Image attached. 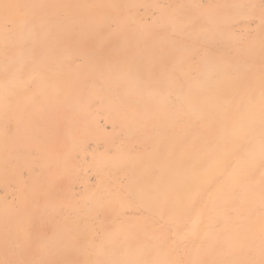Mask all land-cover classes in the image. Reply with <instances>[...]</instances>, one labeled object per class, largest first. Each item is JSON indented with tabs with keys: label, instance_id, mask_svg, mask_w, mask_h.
Wrapping results in <instances>:
<instances>
[{
	"label": "bare ground",
	"instance_id": "1",
	"mask_svg": "<svg viewBox=\"0 0 264 264\" xmlns=\"http://www.w3.org/2000/svg\"><path fill=\"white\" fill-rule=\"evenodd\" d=\"M0 264H264V0H0Z\"/></svg>",
	"mask_w": 264,
	"mask_h": 264
}]
</instances>
